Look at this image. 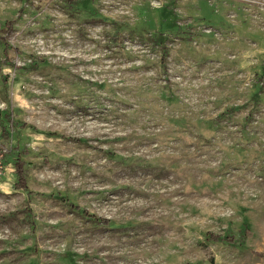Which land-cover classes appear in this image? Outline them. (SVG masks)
I'll return each instance as SVG.
<instances>
[{
  "label": "rangeland",
  "instance_id": "1",
  "mask_svg": "<svg viewBox=\"0 0 264 264\" xmlns=\"http://www.w3.org/2000/svg\"><path fill=\"white\" fill-rule=\"evenodd\" d=\"M0 140V264H264V0H0Z\"/></svg>",
  "mask_w": 264,
  "mask_h": 264
},
{
  "label": "built area",
  "instance_id": "2",
  "mask_svg": "<svg viewBox=\"0 0 264 264\" xmlns=\"http://www.w3.org/2000/svg\"><path fill=\"white\" fill-rule=\"evenodd\" d=\"M8 155L7 147L0 140V182L7 175V165H6V156Z\"/></svg>",
  "mask_w": 264,
  "mask_h": 264
},
{
  "label": "trees",
  "instance_id": "3",
  "mask_svg": "<svg viewBox=\"0 0 264 264\" xmlns=\"http://www.w3.org/2000/svg\"><path fill=\"white\" fill-rule=\"evenodd\" d=\"M12 28H13V23H10L8 30L11 31ZM17 171H18L17 174L19 176V183L17 188L26 189L27 186H26V179L24 176V163L21 162L20 160H18L17 162Z\"/></svg>",
  "mask_w": 264,
  "mask_h": 264
}]
</instances>
